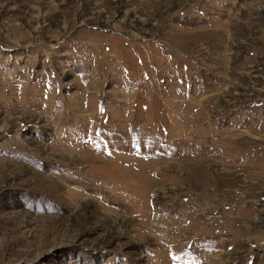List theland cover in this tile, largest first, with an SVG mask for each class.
I'll return each mask as SVG.
<instances>
[{
	"label": "rangeland",
	"instance_id": "1",
	"mask_svg": "<svg viewBox=\"0 0 264 264\" xmlns=\"http://www.w3.org/2000/svg\"><path fill=\"white\" fill-rule=\"evenodd\" d=\"M262 97L264 0H0V264H264Z\"/></svg>",
	"mask_w": 264,
	"mask_h": 264
},
{
	"label": "crops",
	"instance_id": "2",
	"mask_svg": "<svg viewBox=\"0 0 264 264\" xmlns=\"http://www.w3.org/2000/svg\"><path fill=\"white\" fill-rule=\"evenodd\" d=\"M262 99H264V97H262ZM262 102V101H261ZM261 110H263V109H261Z\"/></svg>",
	"mask_w": 264,
	"mask_h": 264
}]
</instances>
